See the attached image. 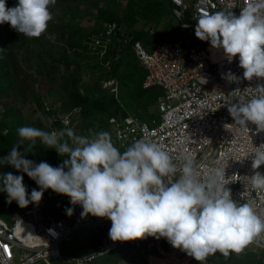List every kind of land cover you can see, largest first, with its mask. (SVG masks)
<instances>
[{
	"label": "built area",
	"instance_id": "built-area-1",
	"mask_svg": "<svg viewBox=\"0 0 264 264\" xmlns=\"http://www.w3.org/2000/svg\"><path fill=\"white\" fill-rule=\"evenodd\" d=\"M169 1L181 30L214 25L229 38L223 56L184 40L134 45L143 89L163 91L152 117L112 118L109 135L73 152L98 165L99 181L86 195L71 187L60 216L0 217V264H96L123 247L144 264H194L209 236L254 246L264 264V0ZM88 231L92 250L62 249Z\"/></svg>",
	"mask_w": 264,
	"mask_h": 264
},
{
	"label": "rangeland",
	"instance_id": "rangeland-1",
	"mask_svg": "<svg viewBox=\"0 0 264 264\" xmlns=\"http://www.w3.org/2000/svg\"><path fill=\"white\" fill-rule=\"evenodd\" d=\"M4 1V0H3ZM30 6L31 20L33 23H41L44 28V40L42 45L32 46L29 43L22 50H18L16 55L21 66V71L15 78L11 98L6 100L8 108L12 111L13 120L7 117L8 124L15 126L13 138L10 141L12 149L16 144H23L25 141L37 143L36 136L45 141H55L59 137L58 130L55 129L54 122L61 121L69 128L68 149L73 153L80 147H86L91 141L107 136L111 133V125H105L103 118L97 117L94 125L86 130V136H81L83 123L79 118V110L74 109L69 112H61L62 103L66 100L67 91L62 87L63 76L66 71L63 64L58 61L62 58L64 50L66 56L71 61H77L75 50L66 45L69 34L63 36L59 41V35L64 28L69 31L81 29L83 34H91L98 28L95 21L97 9L105 4L111 3L114 13L120 15L123 2L120 0H93L86 4H73L64 6L54 3L52 0H25ZM116 3H113L115 2ZM118 1V2H117ZM3 5L4 13H7L5 2ZM173 24L177 25L174 19ZM49 29L52 31L51 34ZM154 28L149 27L148 31ZM160 30V27L158 28ZM188 34V35H187ZM91 37V36H90ZM94 37V36H93ZM184 41H196V46L203 52V47L212 42L224 44L228 42L227 36L218 35L215 26H209L204 31L196 34H189L186 31ZM76 35L71 40H78ZM180 41H183L181 39ZM91 48L94 45L89 44ZM207 50L210 45H207ZM80 52V51H77ZM41 54L42 57H39ZM83 54V53H82ZM215 56V55H214ZM214 58L215 57H211ZM93 59L97 57L93 53L83 54L79 60V87L93 88L97 73L94 75L87 65L93 64ZM106 66V65H105ZM74 70L72 66L70 72ZM101 91H114L113 81L99 82ZM37 101H39L37 103ZM3 105V103H2ZM4 106V105H3ZM0 106V118L4 111ZM19 120V124L17 121ZM6 130L3 134H6ZM79 167L83 171L93 169V177L90 185L78 184L81 193L90 192L93 184H97L99 176L91 160L77 157ZM38 161H28L24 164L16 162L11 153H4L0 157V217L9 218L12 214H18L27 208H45L53 216L60 215L65 209L67 192L71 188L65 183L58 186L57 177L60 169L54 167L44 168ZM197 221L199 219L196 216ZM180 224V220L172 225L170 234L175 235V230ZM93 235L91 231L78 233L73 237L71 244L62 246V249L71 253H84L94 248ZM134 249L123 247L112 252L96 264H129L133 259L137 264H143L134 255ZM209 254V255H207ZM262 251L249 244L229 241L221 243L220 240L209 236L205 241V246L201 256L194 264H257ZM207 255V256H205Z\"/></svg>",
	"mask_w": 264,
	"mask_h": 264
},
{
	"label": "trees",
	"instance_id": "trees-1",
	"mask_svg": "<svg viewBox=\"0 0 264 264\" xmlns=\"http://www.w3.org/2000/svg\"><path fill=\"white\" fill-rule=\"evenodd\" d=\"M52 1L69 6L86 4L93 0ZM1 2H5L7 13H4L3 5L0 4V106L4 108L0 118V157L4 153H11L12 158L20 164L38 160L44 168H58L60 169L57 177L58 186L65 183H68L69 187L77 188L81 187L78 184L90 185L93 169L81 170L78 158L67 147L70 141L69 128L59 120L54 122L55 129L59 132V137L55 141H45L36 136L37 143L25 141L23 144H16L12 149L10 148L15 126L8 124L6 120L7 117L12 120L14 118L6 100L11 98L15 78L21 71L16 52L24 49L28 43L33 47L41 46L45 31L40 22L35 24L31 20L30 6L25 0H0ZM120 2H123L120 15L113 12L111 3H104V6L97 9L95 21L98 23V28L91 34H83L81 29L69 31L68 28H64L58 38L62 41L63 36L69 34L66 45L76 51L77 59V61L69 60L64 50L62 58L58 61L59 64H63L66 71L62 87L67 91L66 100L62 103L60 111L79 110V118L83 123L81 136H86V130L94 125L97 117L103 118L105 125H110L109 120L112 118L120 119L127 115H138L144 119L152 117L150 111L158 98L163 95V91L158 87L143 89L146 71L139 65L133 47L136 44L153 47L163 42L176 43L178 40H185L183 36L186 31L173 24L174 18L169 0H120ZM108 24H115L116 29L108 42H104L106 38L104 31ZM151 26L154 29L149 33L148 29ZM209 26L212 25H206L201 34ZM159 27L160 30H158ZM49 32L51 34L52 31L49 29ZM188 32L192 35L196 34L193 30ZM76 35L79 39L71 40ZM96 37L101 41L100 45L91 48L89 44ZM189 43L195 45L197 42L191 40ZM207 45H210L208 50ZM207 45L203 47V54L208 60L210 57H215L214 55L218 57L219 52V56H223L221 53L223 44L212 42ZM82 53H93L97 57V60L93 59L92 65H87L93 75L94 71L97 73L94 87L83 88V91L79 87V60L83 58ZM39 57H42L41 54ZM72 66L74 70L70 72ZM100 81H113L115 92L101 91ZM15 120L19 124V120ZM4 130L7 131L6 134H3ZM115 155L113 153L109 156ZM154 231L155 226L150 223L149 240ZM174 241L175 235L169 232L163 247L166 249ZM129 264H137V262L131 259ZM257 264L261 263L257 262Z\"/></svg>",
	"mask_w": 264,
	"mask_h": 264
},
{
	"label": "crops",
	"instance_id": "crops-1",
	"mask_svg": "<svg viewBox=\"0 0 264 264\" xmlns=\"http://www.w3.org/2000/svg\"><path fill=\"white\" fill-rule=\"evenodd\" d=\"M213 237V236H212ZM214 239H217V238H215L214 237ZM217 240H220L221 241V243H226V242H229V241H233V242H239V243H241V244H246V243H244V242H241L240 240H237V239H228V240H221V239H217ZM204 246H205V244H204ZM254 247V246H253ZM255 248V247H254ZM204 249V248H203ZM257 249V248H256ZM259 250V249H258ZM207 255H209V254H207ZM207 255H205V256H207ZM258 262H259V258H258Z\"/></svg>",
	"mask_w": 264,
	"mask_h": 264
},
{
	"label": "water",
	"instance_id": "water-1",
	"mask_svg": "<svg viewBox=\"0 0 264 264\" xmlns=\"http://www.w3.org/2000/svg\"><path fill=\"white\" fill-rule=\"evenodd\" d=\"M95 170H98V165L95 166Z\"/></svg>",
	"mask_w": 264,
	"mask_h": 264
}]
</instances>
